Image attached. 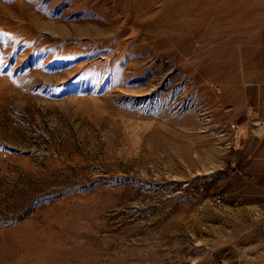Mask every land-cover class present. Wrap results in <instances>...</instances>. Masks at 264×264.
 <instances>
[{"label": "rangeland", "instance_id": "374dc122", "mask_svg": "<svg viewBox=\"0 0 264 264\" xmlns=\"http://www.w3.org/2000/svg\"><path fill=\"white\" fill-rule=\"evenodd\" d=\"M249 65L264 0H0V264H264Z\"/></svg>", "mask_w": 264, "mask_h": 264}, {"label": "crops", "instance_id": "0c3cea01", "mask_svg": "<svg viewBox=\"0 0 264 264\" xmlns=\"http://www.w3.org/2000/svg\"><path fill=\"white\" fill-rule=\"evenodd\" d=\"M246 72L247 75H244L246 82L244 84L248 87L249 101L252 99V95L256 97L258 92L263 94L260 99L254 101L253 105L258 107L259 114L264 122V88L259 87V83L264 81V65L263 67L249 65ZM252 137L253 141L248 149L247 197L248 200L261 202L264 200V131L262 134ZM256 206L261 207V204L259 203Z\"/></svg>", "mask_w": 264, "mask_h": 264}, {"label": "built area", "instance_id": "2783aa9c", "mask_svg": "<svg viewBox=\"0 0 264 264\" xmlns=\"http://www.w3.org/2000/svg\"><path fill=\"white\" fill-rule=\"evenodd\" d=\"M219 202V201H218Z\"/></svg>", "mask_w": 264, "mask_h": 264}]
</instances>
